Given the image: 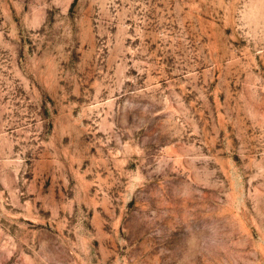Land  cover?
I'll use <instances>...</instances> for the list:
<instances>
[{
	"label": "rangeland",
	"instance_id": "1",
	"mask_svg": "<svg viewBox=\"0 0 264 264\" xmlns=\"http://www.w3.org/2000/svg\"><path fill=\"white\" fill-rule=\"evenodd\" d=\"M0 264H264V0H0Z\"/></svg>",
	"mask_w": 264,
	"mask_h": 264
}]
</instances>
